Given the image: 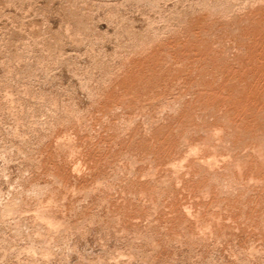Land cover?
<instances>
[{"label":"rangeland","instance_id":"rangeland-1","mask_svg":"<svg viewBox=\"0 0 264 264\" xmlns=\"http://www.w3.org/2000/svg\"><path fill=\"white\" fill-rule=\"evenodd\" d=\"M263 101L264 0H0V264H264Z\"/></svg>","mask_w":264,"mask_h":264},{"label":"bare ground","instance_id":"bare-ground-1","mask_svg":"<svg viewBox=\"0 0 264 264\" xmlns=\"http://www.w3.org/2000/svg\"><path fill=\"white\" fill-rule=\"evenodd\" d=\"M236 20V19H235ZM238 28V27H237ZM223 61V60H222ZM263 61V60H262ZM204 66V65H203ZM257 69V68H256ZM262 70V69H261ZM191 73V72H190ZM262 73V72H261ZM208 77V76H207ZM251 81V80H250ZM238 86V85H237ZM230 89V88H229ZM242 89V88H241ZM233 90V89H232ZM240 92V91H239ZM246 95V94H245ZM149 98V97H148ZM264 102V101H263ZM126 104V103H125ZM220 104V103H219ZM164 105H165V103H164ZM191 110V109H190ZM236 110V109H235ZM211 112V111H210ZM236 112V111H235ZM261 114V113H260ZM235 116V115H234ZM237 116V115H236ZM99 117V116H98ZM104 119V118H103ZM103 119H101V120H103ZM121 120V119H120ZM245 120V119H244ZM17 123V122H16ZM178 124V123H177ZM232 124V123H231ZM108 126V125H107ZM116 130V129H115ZM237 130V129H236ZM176 131V130H175ZM14 136V135H13ZM103 136V135H102ZM62 138V137H61ZM88 138H89V136H88ZM110 138V137H109ZM130 139V138H129ZM61 142V141H60ZM59 143V142H58ZM58 143H57V145H58ZM64 143H65V141H64ZM223 143H224V141H223ZM70 144V143H69ZM98 144V143H97ZM221 144V143H220ZM94 145V144H93ZM63 146V145H62ZM61 146V147H62ZM58 147H60V146H58ZM70 147V146H69ZM90 147V146H89ZM178 147V146H177ZM235 147V146H234ZM64 148V147H63ZM104 149V148H103ZM228 149V148H227ZM69 150V149H68ZM71 151H73V150H71ZM229 151V150H228ZM75 152V151H74ZM83 152V151H82ZM84 154V153H83ZM164 154V153H163ZM185 154V153H184ZM191 154V153H190ZM73 155V154H72ZM97 155V154H96ZM192 155V154H191ZM229 155V154H228ZM17 156V155H16ZM84 156V155H83ZM163 156V155H162ZM74 157V156H73ZM85 157V156H84ZM92 157V156H91ZM99 158V157H98ZM149 158V157H148ZM68 159V158H67ZM95 159V158H94ZM222 159V158H221ZM66 161V160H65ZM198 161V160H197ZM99 162V161H98ZM149 162V161H148ZM229 162V161H228ZM246 162V161H245ZM78 163V162H77ZM141 163V162H140ZM242 163V162H241ZM117 164H119V163H117ZM130 164V163H129ZM219 164V163H218ZM231 164V163H230ZM75 165H79V164H75ZM81 165V164H80ZM79 165V166H80ZM172 166V165H171ZM180 166V165H179ZM215 166V165H214ZM223 166V165H222ZM158 167V166H157ZM230 167V166H229ZM75 168H77V166L75 167ZM80 168V167H79ZM78 168V169H79ZM216 168V167H215ZM176 169V168H175ZM181 169V168H180ZM118 170V169H117ZM150 170V169H149ZM224 170V169H223ZM124 171V170H123ZM147 171V170H146ZM148 172V171H147ZM52 173V172H51ZM50 173V174H51ZM126 173V172H125ZM150 173V172H149ZM152 173H154V171L152 172ZM148 174V173H147ZM202 174V173H201ZM221 174V173H220ZM224 174V173H223ZM114 175V174H113ZM112 175V176H113ZM141 175V174H140ZM148 176V175H147ZM187 176V175H186ZM219 177V176H218ZM174 178V177H173ZM57 179V178H56ZM220 179V178H219ZM251 179V178H250ZM248 180V179H247ZM103 181V180H102ZM254 181V180H253ZM96 182V181H95ZM100 182V181H99ZM104 182V181H103ZM179 182V181H178ZM33 183V182H32ZM152 183H153V181H152ZM177 184H179V183H177ZM209 184H210V182H209ZM208 184V185H209ZM214 184V183H213ZM231 184H233V183H231ZM35 185V184H34ZM176 185V184H175ZM256 185V184H255ZM102 186V185H101ZM210 187V186H209ZM229 187V186H228ZM35 188H37V187H35ZM208 188V187H207ZM215 188V187H214ZM88 189H89V187H88ZM94 189V188H93ZM113 189V188H112ZM196 189V188H195ZM238 189V188H237ZM249 189V188H248ZM144 190V189H143ZM56 191V190H55ZM220 191V190H219ZM232 191V190H231ZM235 191H236V189H235ZM245 191V190H244ZM248 191V190H247ZM24 192V191H23ZM123 193V192H122ZM196 193H198V192H196ZM206 193V192H205ZM219 193V192H218ZM227 193H229V192H227ZM234 193V192H233ZM232 193V194H233ZM237 193V192H236ZM39 194V193H38ZM37 194V195H38ZM124 194V193H123ZM221 194V193H220ZM51 195V194H50ZM139 195V194H138ZM20 196V195H19ZM36 196V195H35ZM204 196V195H203ZM32 197H33V195H32ZM138 197V196H137ZM259 197V196H258ZM139 198V197H138ZM14 201V200H13ZM219 201V200H218ZM5 202V201H4ZM128 202V201H127ZM136 202V201H135ZM45 204H47V203H45ZM54 204V203H53ZM4 205H5V203H4ZM26 205V204H25ZM129 205V204H128ZM188 205V204H187ZM18 206V205H17ZM150 207V206H149ZM16 208V207H15ZM47 208V207H46ZM186 208V207H185ZM107 209V208H106ZM154 209V208H153ZM218 209V208H217ZM5 210V209H4ZM175 210V209H174ZM219 210V209H218ZM220 212V211H219ZM224 212V211H223ZM4 213V212H3ZM44 213H45V211H44ZM153 213V212H152ZM187 213V212H186ZM178 214V213H177ZM196 214V213H195ZM211 214V213H210ZM167 215V214H166ZM213 215V214H212ZM8 216V215H7ZM34 216V215H33ZM91 216V215H90ZM225 216V215H224ZM88 217V216H87ZM117 217V216H116ZM213 217V216H212ZM227 217V216H226ZM20 218V217H19ZM44 218H46V217H44ZM112 218V217H111ZM216 218V217H215ZM237 218V217H236ZM18 219V218H17ZM92 219V218H91ZM90 219V220H91ZM112 220V219H111ZM137 220V219H136ZM167 220V219H166ZM216 220V219H215ZM218 220V219H217ZM19 221V220H18ZM23 221V220H22ZM51 221V220H50ZM93 221V220H92ZM110 221V220H109ZM188 221V220H187ZM225 221H226V219H225ZM255 221V220H254ZM171 222V221H170ZM177 222V221H176ZM35 223V222H34ZM208 223V222H207ZM77 224V223H76ZM165 224V223H164ZM258 224V223H257ZM75 225V224H74ZM18 226V225H17ZM31 226V225H30ZM184 226V225H183ZM35 227V226H34ZM70 227V226H69ZM262 228V227H261ZM68 229V228H67ZM186 229V228H185ZM198 229V228H197ZM17 230V229H16ZM44 230V229H43ZM203 230V229H202ZM235 230V229H234ZM38 232V231H37ZM13 233H14V231H13ZM18 233V232H17ZM20 233V232H19ZM28 233V232H27ZM61 233V232H60ZM200 233V232H199ZM205 233V232H204ZM24 234V233H23ZM37 234V233H36ZM201 234V233H200ZM18 235V234H17ZM24 237H26V236H24ZM182 237V236H181ZM211 238V237H210ZM19 239V238H18ZM191 239H192V237H191ZM208 239V238H207ZM194 240V239H193ZM57 242H59V241H57ZM152 243V242H151ZM61 244V243H60ZM54 246V245H53ZM152 247V246H151ZM18 250V249H17ZM49 250H50V248H49ZM58 250V249H57ZM15 251V250H14ZM60 251V250H59ZM31 252V251H30ZM257 252V251H256ZM32 253V252H31ZM19 254V253H18ZM32 257V256H31ZM49 257V256H48ZM42 258V257H41ZM29 260V259H28ZM31 260V259H30ZM37 263V262H36Z\"/></svg>","mask_w":264,"mask_h":264}]
</instances>
